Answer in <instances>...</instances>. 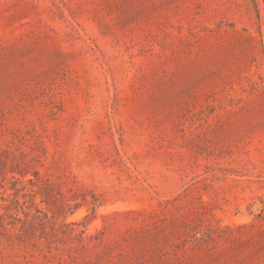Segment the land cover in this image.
<instances>
[{
    "label": "rangeland",
    "instance_id": "374dc122",
    "mask_svg": "<svg viewBox=\"0 0 264 264\" xmlns=\"http://www.w3.org/2000/svg\"><path fill=\"white\" fill-rule=\"evenodd\" d=\"M0 264H264V0H0Z\"/></svg>",
    "mask_w": 264,
    "mask_h": 264
}]
</instances>
